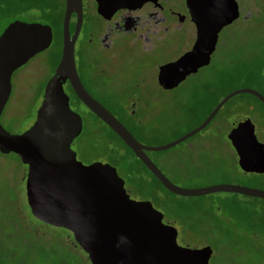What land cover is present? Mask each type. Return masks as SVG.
<instances>
[{
  "label": "rangeland",
  "instance_id": "obj_1",
  "mask_svg": "<svg viewBox=\"0 0 264 264\" xmlns=\"http://www.w3.org/2000/svg\"><path fill=\"white\" fill-rule=\"evenodd\" d=\"M243 8L246 29L237 22L236 34L244 36L246 42L236 46L231 57L235 76L221 85L219 95L203 98L201 105L187 104L184 97L175 95L151 98L140 112L150 134L142 139L143 144H164L189 131L212 103L235 88L256 86L264 90V0L245 1ZM55 50L53 43L37 56L42 59L44 80L50 74ZM255 62L258 70L261 67L260 84L257 78L246 79L242 69V64L254 67ZM220 67L223 70V64ZM69 105L75 107L71 101ZM13 107L12 102L8 104L1 120L8 129L18 128L26 120V115H17ZM77 109L83 121L72 142L76 157L82 162L111 161L129 197L149 200L162 213V221L175 227L177 244L210 245L208 264H264V198L228 191L174 194L162 188L133 153L114 141L106 126L86 107L79 105ZM233 113L249 117L257 137L264 141V109L250 94L241 92L230 96L210 121H218L220 126L214 134L199 138L201 133H211L209 125L167 148L146 153L172 183L184 188L230 183L264 190L262 178L242 176L236 170L226 137ZM25 175L26 167L12 152L0 157V264H90L86 254L74 246L68 230L31 215L24 192Z\"/></svg>",
  "mask_w": 264,
  "mask_h": 264
},
{
  "label": "water",
  "instance_id": "obj_2",
  "mask_svg": "<svg viewBox=\"0 0 264 264\" xmlns=\"http://www.w3.org/2000/svg\"><path fill=\"white\" fill-rule=\"evenodd\" d=\"M221 8L219 12L218 5L214 8L210 23L214 26L213 35L237 15L233 0L226 10ZM197 15L195 22L200 25L201 16ZM65 19L66 14L60 57L45 81L34 120L20 132H10L0 124V151H11L26 164L24 192L31 215L41 222L68 230L90 264H208L210 245L177 244L175 227L162 221V213L149 200L129 197L115 166L99 160L82 163L75 157L70 142L79 134L82 119L69 106V95L63 84L67 81L77 99L119 136L166 190L178 195L228 191L264 198L263 189L240 184L215 183L195 188L175 185L144 151L167 148L196 132L234 94L251 93L263 103L264 96L252 87L235 88L222 96L189 131L164 144L145 145L84 89L73 61L75 32L69 36ZM203 33L198 30V34ZM50 37V28L42 21L9 18L0 22V110L9 93L10 72L32 54L46 48ZM197 41L190 51L161 69L168 71L184 64H193L192 69H195L206 63L213 42L204 48L205 57L200 59L198 51L202 47L197 46ZM183 75L184 72L172 71L170 77L159 76V81L170 87ZM227 136L236 150L239 167L257 172L264 170L262 143L257 141L246 116L232 117Z\"/></svg>",
  "mask_w": 264,
  "mask_h": 264
},
{
  "label": "flooded vegetation",
  "instance_id": "obj_3",
  "mask_svg": "<svg viewBox=\"0 0 264 264\" xmlns=\"http://www.w3.org/2000/svg\"><path fill=\"white\" fill-rule=\"evenodd\" d=\"M233 1L237 5V15L221 25L214 35L212 32L214 26L210 23L213 20L215 6L218 5L217 12L220 11V6L224 11L231 6L232 0H0V22L9 18H25L48 24L51 37L49 44L43 50L48 49L53 43L56 46L49 77L60 57L62 29L66 14L65 23L69 36L75 32L73 61L81 84L142 143V139L150 134L142 122L140 112L153 97L175 95L184 97L187 104L201 105L203 98L219 95L221 85L235 76L231 57L235 53L236 46H242L246 42L244 36L236 34V23L238 22L240 28L246 29V12L243 5L249 0ZM197 14L201 16L202 24L200 25L195 22ZM198 30L205 33L200 35ZM197 39V46L202 47L198 51L200 59L205 57L204 48L213 42L206 63L197 65L195 69H192L193 64H184L182 67H174L168 71L161 69L163 65L175 61L190 51ZM41 51L32 54L10 72L9 93L0 110V124L10 132H20L34 120L47 80H44L43 76L42 59L37 57ZM220 64H223V70ZM260 68L257 69V75L253 77L257 78L258 84L261 83ZM172 71L184 72V75L175 85L167 87L159 81V76L170 77ZM245 76H251V74H245ZM63 88L69 95V100L75 104V107L69 106L81 115L77 107L86 106L80 100H74L73 97L76 95L67 81L63 84ZM252 88L264 96V90L256 86ZM248 94L264 109V103L257 96ZM11 102L14 104V113L26 115V120L14 129H8L1 121ZM215 104L216 102L208 107L202 118ZM217 111L199 129L212 125L211 133L208 131L201 133L199 138H206L208 134L212 135L218 130L220 127L217 125L218 121L209 124ZM234 115L236 114L233 113L229 117L227 133L231 128V119ZM94 117L99 119L95 115ZM81 119L83 121L82 115ZM103 124L112 139L122 145L123 141L119 136L105 123ZM251 124L257 141L262 143L264 154V141L257 137L256 126L252 122ZM259 131L262 134L260 129ZM78 135L70 142L71 148L72 142ZM226 137L237 164L236 170L240 175L262 178L264 181V170L257 172L239 167L236 150L231 145L227 134ZM74 151L76 157V150ZM144 151L146 153V150ZM8 153L0 151V157ZM13 154L18 158L15 153ZM138 161L144 166L139 159ZM107 162L115 166L111 161ZM21 164L24 163L21 162Z\"/></svg>",
  "mask_w": 264,
  "mask_h": 264
},
{
  "label": "trees",
  "instance_id": "obj_4",
  "mask_svg": "<svg viewBox=\"0 0 264 264\" xmlns=\"http://www.w3.org/2000/svg\"><path fill=\"white\" fill-rule=\"evenodd\" d=\"M257 65H258V63L257 62H255V66L253 67V66H251V65H249V64H247L246 66L245 65H243L242 64V69H243V72L245 73V74H247V75H250L251 74V76H244V77H246V79L249 77V78H253V77H255L256 75H257V73H258V67H257ZM74 98V100L76 101V100H78L76 97H73ZM122 145H123V147H125L126 149H128L131 153H132V151L126 146V145H124L123 143H121ZM118 148V147H117ZM117 148H115V149H117ZM119 149H120V147L118 148V151H119ZM118 151H117V153H116V155H118ZM144 167V166H143ZM145 168V170L148 172V173H150L149 172V170L146 168V167H144ZM150 175L153 177V179L162 187V188H164L160 183H159V181L150 173ZM65 229V228H64ZM72 237V236H71ZM73 240V239H72ZM74 242V241H73ZM74 246H78L75 242H74ZM49 247V246H48ZM79 247V246H78ZM80 248V247H79ZM46 250H48V249H46ZM86 256V255H85ZM86 259H87V257H86ZM88 260V259H87Z\"/></svg>",
  "mask_w": 264,
  "mask_h": 264
}]
</instances>
